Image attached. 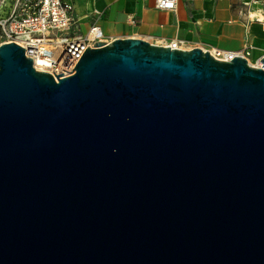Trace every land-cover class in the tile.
Wrapping results in <instances>:
<instances>
[{
  "label": "water",
  "instance_id": "water-1",
  "mask_svg": "<svg viewBox=\"0 0 264 264\" xmlns=\"http://www.w3.org/2000/svg\"><path fill=\"white\" fill-rule=\"evenodd\" d=\"M260 64L114 39L56 82L1 45L0 264H264Z\"/></svg>",
  "mask_w": 264,
  "mask_h": 264
},
{
  "label": "crops",
  "instance_id": "crops-1",
  "mask_svg": "<svg viewBox=\"0 0 264 264\" xmlns=\"http://www.w3.org/2000/svg\"><path fill=\"white\" fill-rule=\"evenodd\" d=\"M67 1L73 5L81 34L96 25L110 40L134 38L157 46L179 41L183 50L235 54L249 47L251 65L264 57V24L241 14L251 0H178L174 11L156 9L155 0ZM260 1L249 6L248 12L264 20V0Z\"/></svg>",
  "mask_w": 264,
  "mask_h": 264
},
{
  "label": "built area",
  "instance_id": "built-area-1",
  "mask_svg": "<svg viewBox=\"0 0 264 264\" xmlns=\"http://www.w3.org/2000/svg\"><path fill=\"white\" fill-rule=\"evenodd\" d=\"M177 2L155 0V7L162 11H174ZM260 4V0H251L241 9V14L246 15L249 21L263 25V17L252 16L248 12L249 6ZM130 23L134 25L135 20L130 19ZM110 41L96 25L84 34L79 33L73 5L67 0H0V46L9 43L18 45L24 50L25 57L32 61L35 70L49 74L56 82L74 74L73 69L87 47L93 48L96 43ZM180 45L181 42L173 41L167 46L181 49ZM210 53L224 61L236 55L247 59L250 55L249 47L240 54ZM252 66L260 67V61ZM61 74L56 79L55 76Z\"/></svg>",
  "mask_w": 264,
  "mask_h": 264
}]
</instances>
